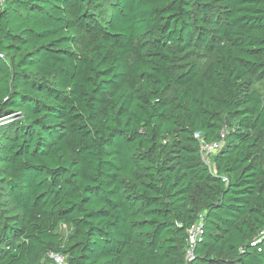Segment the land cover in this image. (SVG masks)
<instances>
[{"label": "trees", "instance_id": "obj_1", "mask_svg": "<svg viewBox=\"0 0 264 264\" xmlns=\"http://www.w3.org/2000/svg\"><path fill=\"white\" fill-rule=\"evenodd\" d=\"M263 81L264 0H4L0 264H264Z\"/></svg>", "mask_w": 264, "mask_h": 264}, {"label": "built area", "instance_id": "obj_2", "mask_svg": "<svg viewBox=\"0 0 264 264\" xmlns=\"http://www.w3.org/2000/svg\"><path fill=\"white\" fill-rule=\"evenodd\" d=\"M3 2L4 0H0L1 4ZM194 138L197 139L200 143L201 161L203 162L204 165L207 166L209 171L213 175H215V171L211 165V157L221 147V142L207 143L202 139V137L198 133H195ZM60 229L63 230L64 233H67L66 232L67 228L65 225H62ZM200 236H201V229L198 225H196L190 231L189 238L187 241L186 260L189 262L192 261L193 259L192 249L195 243L200 241ZM47 257L53 262V264H67L66 258L60 253L50 252L48 253Z\"/></svg>", "mask_w": 264, "mask_h": 264}, {"label": "rangeland", "instance_id": "obj_3", "mask_svg": "<svg viewBox=\"0 0 264 264\" xmlns=\"http://www.w3.org/2000/svg\"><path fill=\"white\" fill-rule=\"evenodd\" d=\"M255 89L260 92L261 94L264 95V81L263 82H258L256 85H255Z\"/></svg>", "mask_w": 264, "mask_h": 264}]
</instances>
